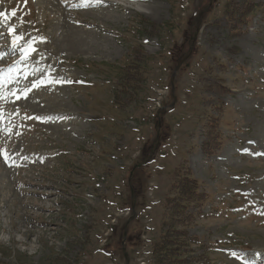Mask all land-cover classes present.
Here are the masks:
<instances>
[{
	"label": "rangeland",
	"instance_id": "374dc122",
	"mask_svg": "<svg viewBox=\"0 0 264 264\" xmlns=\"http://www.w3.org/2000/svg\"><path fill=\"white\" fill-rule=\"evenodd\" d=\"M86 1L0 0V264H264V0Z\"/></svg>",
	"mask_w": 264,
	"mask_h": 264
},
{
	"label": "snow or ice",
	"instance_id": "6c2138e0",
	"mask_svg": "<svg viewBox=\"0 0 264 264\" xmlns=\"http://www.w3.org/2000/svg\"><path fill=\"white\" fill-rule=\"evenodd\" d=\"M15 13H13V15H14ZM0 15H3V13H0ZM9 32H10V34H14L15 33V30L14 29H9ZM18 39H22V37H17ZM13 43L15 44L16 43V41L14 40L13 41ZM32 51H34V49H31V48H29V49H26L25 50V54L26 55H28L30 52H32Z\"/></svg>",
	"mask_w": 264,
	"mask_h": 264
},
{
	"label": "water",
	"instance_id": "95a60500",
	"mask_svg": "<svg viewBox=\"0 0 264 264\" xmlns=\"http://www.w3.org/2000/svg\"><path fill=\"white\" fill-rule=\"evenodd\" d=\"M158 128H159V124H158ZM143 164H145V163H140V164L136 165L132 170H135L136 168H140Z\"/></svg>",
	"mask_w": 264,
	"mask_h": 264
},
{
	"label": "trees",
	"instance_id": "16d2710c",
	"mask_svg": "<svg viewBox=\"0 0 264 264\" xmlns=\"http://www.w3.org/2000/svg\"><path fill=\"white\" fill-rule=\"evenodd\" d=\"M165 247H166V246H164V245L162 244V246H161L160 248H161V249H165Z\"/></svg>",
	"mask_w": 264,
	"mask_h": 264
},
{
	"label": "bare ground",
	"instance_id": "6f19581e",
	"mask_svg": "<svg viewBox=\"0 0 264 264\" xmlns=\"http://www.w3.org/2000/svg\"><path fill=\"white\" fill-rule=\"evenodd\" d=\"M86 2H88V1H86ZM108 3H110V2H108ZM110 4H112V3H110ZM96 5H99V4H95L94 6H96ZM148 15V14H147ZM246 259V258H245ZM247 260V259H246Z\"/></svg>",
	"mask_w": 264,
	"mask_h": 264
}]
</instances>
